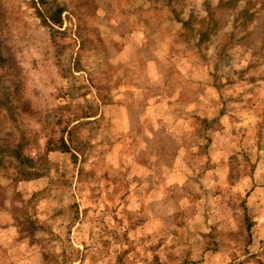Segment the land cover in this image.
<instances>
[{"label": "rangeland", "instance_id": "374dc122", "mask_svg": "<svg viewBox=\"0 0 264 264\" xmlns=\"http://www.w3.org/2000/svg\"><path fill=\"white\" fill-rule=\"evenodd\" d=\"M0 264H264V0H0Z\"/></svg>", "mask_w": 264, "mask_h": 264}, {"label": "trees", "instance_id": "16d2710c", "mask_svg": "<svg viewBox=\"0 0 264 264\" xmlns=\"http://www.w3.org/2000/svg\"><path fill=\"white\" fill-rule=\"evenodd\" d=\"M56 23H60V21H56Z\"/></svg>", "mask_w": 264, "mask_h": 264}]
</instances>
